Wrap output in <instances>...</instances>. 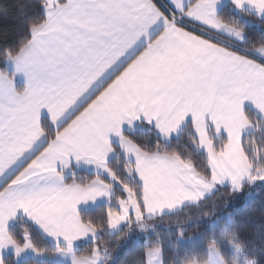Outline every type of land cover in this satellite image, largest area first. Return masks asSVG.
Segmentation results:
<instances>
[{
  "label": "snow or ice",
  "instance_id": "6c2138e0",
  "mask_svg": "<svg viewBox=\"0 0 264 264\" xmlns=\"http://www.w3.org/2000/svg\"><path fill=\"white\" fill-rule=\"evenodd\" d=\"M18 15L0 46V264L44 257L40 240L65 264H117L105 237L139 248L132 264H264V235L237 220L264 208V0H28Z\"/></svg>",
  "mask_w": 264,
  "mask_h": 264
},
{
  "label": "trees",
  "instance_id": "16d2710c",
  "mask_svg": "<svg viewBox=\"0 0 264 264\" xmlns=\"http://www.w3.org/2000/svg\"><path fill=\"white\" fill-rule=\"evenodd\" d=\"M28 0H0V37H3L4 33H7L6 38H0V46L3 44H11L15 41L18 30L20 28L21 20L18 15V9L20 5L26 4ZM160 5V4H159ZM163 7V5H160ZM2 67V65H0ZM77 177L79 179H87L89 174L78 173ZM247 191V189H246ZM260 197L264 199V191L260 193ZM224 198H228V194H224ZM219 203V194L218 200ZM245 204L243 194L236 195L232 197V203L230 204L231 208H241ZM195 210H193V214ZM99 213L95 210H89L87 215L95 217ZM238 226L240 229V235L245 240L257 239L261 235H264V208L261 207L260 201L257 200L255 203L249 204L244 208V212L241 216L237 218ZM206 226V222L202 221L200 223V227L203 228ZM163 228V225H161ZM192 228H189V235L192 234ZM105 239H110L111 244L113 246V253L116 258L117 264H123L124 261H128V264H132L135 258L140 255V249H130L126 245H121L120 247H116L117 241L115 239H111L109 237H105ZM42 247L47 249V254H53L55 252L54 246L50 245L46 240L38 241ZM80 254H84L86 251V245L82 244L78 248ZM170 252L165 251V259L167 260L170 257ZM11 264V261L14 257L9 256L6 257ZM23 264H54L51 262H39L33 259H27L23 262Z\"/></svg>",
  "mask_w": 264,
  "mask_h": 264
},
{
  "label": "crops",
  "instance_id": "0c3cea01",
  "mask_svg": "<svg viewBox=\"0 0 264 264\" xmlns=\"http://www.w3.org/2000/svg\"><path fill=\"white\" fill-rule=\"evenodd\" d=\"M156 2L158 3V5L160 4V5H164V3L166 2V0H156ZM159 5V6H160ZM19 83V82H18ZM78 173H84V174H89L88 172H87V170L86 169H79V170H77V174ZM90 175V174H89ZM89 210H93V209H89ZM50 245H52V246H54V243L52 242V241H50V240H46ZM78 243V248L80 247V245H82V244H84V242H77ZM6 255V257H9V256H11V255H9V254H5ZM46 256L47 257H49V259L47 260V259H45V260H42L41 262H51V263H54V264H65V261L64 260H60V261H62V262H58V261H55L54 260V258L57 256V254L54 252L53 254H46ZM27 259H33V260H36V261H39V260H37V258H33L31 255H29L27 258H26V260Z\"/></svg>",
  "mask_w": 264,
  "mask_h": 264
},
{
  "label": "rangeland",
  "instance_id": "374dc122",
  "mask_svg": "<svg viewBox=\"0 0 264 264\" xmlns=\"http://www.w3.org/2000/svg\"><path fill=\"white\" fill-rule=\"evenodd\" d=\"M45 259H49V257H47L46 255L42 258H37V260H39V262H41L42 260H45ZM55 261H58V262H62L60 260H63L61 257H59L58 255L54 258Z\"/></svg>",
  "mask_w": 264,
  "mask_h": 264
}]
</instances>
